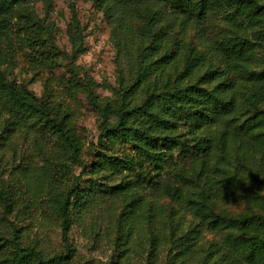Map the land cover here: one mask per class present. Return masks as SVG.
I'll return each instance as SVG.
<instances>
[{
  "label": "trees",
  "instance_id": "16d2710c",
  "mask_svg": "<svg viewBox=\"0 0 264 264\" xmlns=\"http://www.w3.org/2000/svg\"><path fill=\"white\" fill-rule=\"evenodd\" d=\"M21 1L0 0V31ZM112 1L125 6L149 0ZM159 1L196 21L212 50L231 70L249 69L254 47L264 49V0ZM23 29L28 46L37 47L43 28L27 23ZM69 33L76 47L77 32L70 28ZM159 51L158 45L149 46L143 59L149 61ZM193 56L200 68L206 65L202 55ZM7 58L0 46V65ZM165 59L169 57H162L161 63L171 65ZM222 75L217 73L218 78ZM247 86L249 102L243 106L236 104L233 95L220 98L213 90L190 83L151 94L141 105L103 106L101 115L107 120L112 114V126L105 129L104 142L86 163L84 136L74 110L64 108L57 113L50 99L42 100L26 86L10 81L0 68V152L14 150L22 138L30 140L29 162L18 167L21 187L29 195L27 207L45 208L57 218L64 235L76 225L96 237L101 217L98 213L96 218V213L111 200L120 210L118 239L123 253L145 229H151L153 248H163L178 236L171 232L167 207L157 203L170 199L207 229L238 228L240 248L257 264L264 256V214L234 221L214 211L217 204L240 195L258 202L264 211V197L249 186L257 176L264 185V72L251 78ZM76 168L80 169L78 176H71ZM53 171L55 176L48 179ZM3 175L0 171V204L10 230L0 231V264H72L71 254L49 256L36 244L22 241L23 226L6 215L14 214L17 191L23 188L11 185ZM82 176L87 177L84 187L77 181ZM58 178L66 182L58 185ZM201 237L196 229L179 235L185 243L181 254L193 257V246ZM218 259L223 260V252Z\"/></svg>",
  "mask_w": 264,
  "mask_h": 264
},
{
  "label": "rangeland",
  "instance_id": "374dc122",
  "mask_svg": "<svg viewBox=\"0 0 264 264\" xmlns=\"http://www.w3.org/2000/svg\"><path fill=\"white\" fill-rule=\"evenodd\" d=\"M27 23L44 30V36L35 48L29 47L25 40L23 28ZM70 28L77 32L76 47ZM0 33L1 49L8 56L0 65L1 70L10 81L26 86L42 100L50 99L57 113H62L64 108L74 110L84 136L86 163L104 142L105 129L112 126L113 115L110 114L107 120L101 115L103 106L141 105L151 94L177 90L189 83L209 88L220 98L233 95L236 104L243 106L249 102V80L264 72L261 46L254 47L255 58L249 69L231 70L212 50L196 21L173 12L159 0L125 6L112 0H24L14 6L7 27ZM153 45L159 46V54L149 61L143 59L144 49ZM193 54L202 55L206 65L202 68L196 65ZM165 56L169 59L163 61L171 65L161 63ZM217 73H222V77L218 78ZM29 141L22 138L14 150L0 152L3 176L12 181L11 185L23 188L17 191L14 214L6 217L23 226L21 238L24 243L36 244L49 256L71 254L72 264H214L215 261L254 264L250 254L240 248L242 233L238 228L207 229L170 199L157 203L165 205L170 212L171 232L179 236L192 229L201 231V241L193 246V257L181 254L185 243L178 236L167 246L154 249L151 229L141 231L134 245L123 253V245L118 239L122 231L118 222L120 210L111 200H106L96 213V218L98 213L101 217L95 228L98 234L95 239L91 237L93 233L89 235L83 227L76 225L64 235L57 218L45 208L27 207L29 195L21 187L22 171L18 167H23V161L29 162ZM79 172L76 168L71 176H78ZM51 176H55V171L48 173L47 178ZM61 180L58 178V185L66 182V179ZM86 180L87 177L82 176L77 181L84 187ZM261 181L262 177L257 176L249 186L264 197ZM214 211L234 221L264 214L258 202L249 201L243 195L228 203L217 204ZM0 220H4L1 204ZM1 224L0 231L10 230V221L5 219ZM221 252L223 260L218 259ZM257 264H264V256Z\"/></svg>",
  "mask_w": 264,
  "mask_h": 264
}]
</instances>
